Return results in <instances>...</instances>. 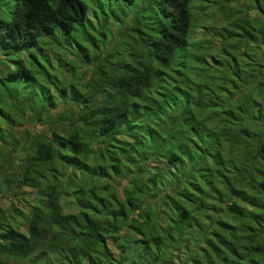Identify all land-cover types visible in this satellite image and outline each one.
Wrapping results in <instances>:
<instances>
[{"label": "trees", "instance_id": "1", "mask_svg": "<svg viewBox=\"0 0 264 264\" xmlns=\"http://www.w3.org/2000/svg\"><path fill=\"white\" fill-rule=\"evenodd\" d=\"M262 23L264 0H0V198L26 209L0 208V264H264Z\"/></svg>", "mask_w": 264, "mask_h": 264}, {"label": "rangeland", "instance_id": "2", "mask_svg": "<svg viewBox=\"0 0 264 264\" xmlns=\"http://www.w3.org/2000/svg\"><path fill=\"white\" fill-rule=\"evenodd\" d=\"M105 5H103V7L106 9L107 8V1L103 2ZM90 3H88L87 5V9L89 11V14L91 13L90 11V8H91V5H89ZM113 8H117L115 11H118V7H119V4H115V5H112ZM211 10L215 11L216 10V6L215 7H211L210 8ZM87 11V13H88ZM250 14H254V11L253 9H250ZM117 14H119L120 18L124 21V23L126 22V24L128 22H133L135 20V17L133 14H130L129 12H126V13H119V12H116ZM95 13H91V23L93 25V28H98V25L102 23V16H99L97 18V16L95 17ZM223 23V15H220L219 13L215 16V18H210L208 19V22L206 23V31L202 29L201 26H196L193 28L192 32H191V37L193 39L195 38H199L200 36L202 37H206V38H212L214 35V29L216 27V25H220ZM121 24L118 23L117 21L113 20V19H105V27L106 28H109V30L112 32L111 33V36H109V38L107 39H103V47L101 48H109L110 45L114 44V42L117 41V36H116V32L117 30H119L121 28L120 26ZM261 27L264 28V24L262 23L261 24ZM215 39H216V36H215ZM216 41V40H215ZM96 45H93V46H88L87 43H83L82 44V48L81 51L77 54H75L74 52L77 50V46L72 48L71 51H68L66 48H61V52L63 53V57L66 61H68L75 69V72L76 74H82V78L83 79H86L88 77V74L92 72V67L90 66V63L92 64V62L94 61V58L96 56ZM100 48V49H101ZM104 50V49H103ZM22 55V54H21ZM16 54L13 50H10L9 52V55H7V57L9 59H13V57H15ZM12 63V62H11ZM51 68L54 70L55 69V64H54V61L51 60ZM85 63L87 65H85ZM10 65V64H9ZM4 66H1V68H3ZM59 69V68H58ZM57 69V70H58ZM2 81V85L4 83L3 79H1ZM59 103V102H58ZM62 104H58L56 106V108H54L53 110H51V112H57V111H60L62 110ZM27 120L25 121V126L27 127H31V124L29 123L28 121V115H25L24 116ZM58 123L57 122H54V121H50L48 122L47 124H36L35 126H33V130L34 132H44V131H47L48 128L50 126H53V125H57ZM4 128V127H3ZM14 164H12L11 168H14ZM68 171L65 170L63 171V176L62 178H64L65 174L67 173ZM77 175H80V173L78 172ZM25 194L29 195L30 194V190L28 189H25ZM66 198H69V197H66ZM64 199H65V196H64ZM68 200V199H67ZM68 205H70L69 203H67V205L64 207V210H67L69 209V207H67ZM67 207V208H66ZM0 208H2L3 210H6L5 214L8 215L9 212L11 211H14L16 209L18 210H26L24 208V205L23 203L20 202V196L18 195V197H12L10 198L9 196H6V197H2L0 198ZM10 208H13V209H10ZM23 211V212H24ZM10 220L12 221L11 223L14 225V227H16L18 230H23L25 227L23 225V221H22V217L20 215H15L14 217L10 218ZM202 228H205V226H203ZM198 235H195L193 238H192V243L195 242V245H197L198 243Z\"/></svg>", "mask_w": 264, "mask_h": 264}]
</instances>
